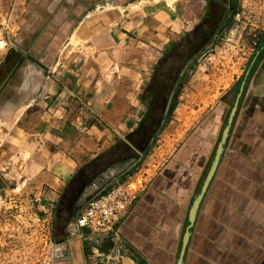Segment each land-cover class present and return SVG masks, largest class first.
<instances>
[{"label":"crops","instance_id":"1","mask_svg":"<svg viewBox=\"0 0 264 264\" xmlns=\"http://www.w3.org/2000/svg\"><path fill=\"white\" fill-rule=\"evenodd\" d=\"M40 2L0 0V21L7 20L16 44L0 56L1 140L22 150L34 143L44 156L45 142L55 144L70 131L91 134L100 121L118 141L106 148L98 142L82 164L70 158L55 164L51 179L74 190L70 197L63 193L68 208L59 206L64 222L52 264H175L192 201L236 100L223 154L189 228L183 264H264V39L224 94H232L226 119L211 132L199 126L180 140L145 177L116 227L118 239L110 240L78 230L75 210L134 175L138 149L114 127L134 104L124 75L136 70L140 80L132 84L138 88L147 82L161 48L171 42L172 24L178 26L176 10L158 0ZM130 60L135 66L128 68ZM119 147L125 152L113 158Z\"/></svg>","mask_w":264,"mask_h":264},{"label":"rangeland","instance_id":"2","mask_svg":"<svg viewBox=\"0 0 264 264\" xmlns=\"http://www.w3.org/2000/svg\"><path fill=\"white\" fill-rule=\"evenodd\" d=\"M35 1L41 4V0ZM158 1L176 10L178 26L172 24L171 42L161 48L162 56L147 82L138 88L132 84L140 80L136 70L124 75L130 87L128 99L133 98L134 104L125 107L129 108L123 114L125 121L114 124L124 140L138 149L139 163L130 177L137 186L191 131L206 125L211 132L220 118L226 119L232 94H224L264 39V0H229L227 4L218 0ZM4 20L7 27L6 19L1 23ZM4 49L0 47V56ZM134 61L128 62V68L135 66ZM93 127L91 134L77 131L81 135L77 136L70 131L55 144L45 142L44 156L34 143L22 150L0 138V264H52L64 222L61 213L69 206L61 203L63 198L69 200L63 197L67 187L51 179L55 164L61 158L82 164L96 152L98 142L105 148L118 144L104 123L98 121ZM54 151L62 154L52 156ZM123 152L125 148L119 147L113 158ZM69 187L65 196L70 197L74 187Z\"/></svg>","mask_w":264,"mask_h":264},{"label":"built area","instance_id":"3","mask_svg":"<svg viewBox=\"0 0 264 264\" xmlns=\"http://www.w3.org/2000/svg\"><path fill=\"white\" fill-rule=\"evenodd\" d=\"M6 28V21H0V47L15 49L16 44L8 37ZM141 188L142 183L137 186L132 178L114 181L107 192L88 199L76 208V228L92 237L118 239L116 227L128 214Z\"/></svg>","mask_w":264,"mask_h":264},{"label":"water","instance_id":"4","mask_svg":"<svg viewBox=\"0 0 264 264\" xmlns=\"http://www.w3.org/2000/svg\"><path fill=\"white\" fill-rule=\"evenodd\" d=\"M240 96V92L238 93L237 97ZM236 105H237V100L235 101L233 107L231 108L230 112H229V115H228V118H227V121H226V125L225 127L223 128L222 132H221V135H220V139H219V142L216 146V149H215V154L211 160V163H210V167H209V170L204 178V181L202 183V186L200 188V191L194 196V199L192 201V204H191V207H190V210L188 212V223H189V228L193 225L194 223V220L196 218V213L198 211V208H199V205H200V202L213 178V175L216 171V168L218 166V163L220 161V158L223 154V151H224V148H225V142L228 138V135H229V131H230V128H231V124H232V121H233V118H234V115H235V111H236ZM189 228L186 230L185 234H184V237H183V240H182V245H181V249H180V252H179V255L176 259V262L175 264H183V260H184V253H185V249H186V246H187V243H188V240H189V237H190V231H189Z\"/></svg>","mask_w":264,"mask_h":264},{"label":"trees","instance_id":"5","mask_svg":"<svg viewBox=\"0 0 264 264\" xmlns=\"http://www.w3.org/2000/svg\"><path fill=\"white\" fill-rule=\"evenodd\" d=\"M231 14L232 15L234 14V8H231Z\"/></svg>","mask_w":264,"mask_h":264},{"label":"bare ground","instance_id":"6","mask_svg":"<svg viewBox=\"0 0 264 264\" xmlns=\"http://www.w3.org/2000/svg\"><path fill=\"white\" fill-rule=\"evenodd\" d=\"M142 130V129H141ZM111 240V239H110Z\"/></svg>","mask_w":264,"mask_h":264}]
</instances>
